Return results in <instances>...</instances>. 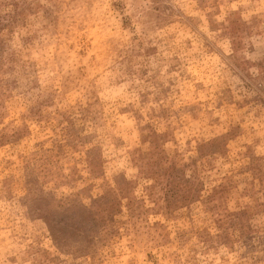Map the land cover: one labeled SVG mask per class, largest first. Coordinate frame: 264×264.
I'll list each match as a JSON object with an SVG mask.
<instances>
[{
    "label": "rangeland",
    "instance_id": "obj_1",
    "mask_svg": "<svg viewBox=\"0 0 264 264\" xmlns=\"http://www.w3.org/2000/svg\"><path fill=\"white\" fill-rule=\"evenodd\" d=\"M0 264H264V0H0Z\"/></svg>",
    "mask_w": 264,
    "mask_h": 264
}]
</instances>
